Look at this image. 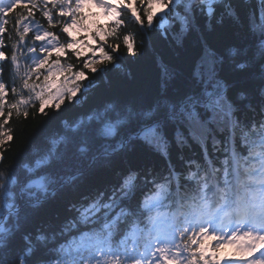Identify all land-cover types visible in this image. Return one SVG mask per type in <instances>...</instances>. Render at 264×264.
<instances>
[{
    "label": "snow or ice",
    "instance_id": "snow-or-ice-1",
    "mask_svg": "<svg viewBox=\"0 0 264 264\" xmlns=\"http://www.w3.org/2000/svg\"><path fill=\"white\" fill-rule=\"evenodd\" d=\"M125 13L165 39L178 21L177 44L206 20L217 43L201 38L186 76L162 65L151 95L109 96L5 165L13 118L47 116L143 54ZM0 264H264V0H0Z\"/></svg>",
    "mask_w": 264,
    "mask_h": 264
},
{
    "label": "trees",
    "instance_id": "trees-1",
    "mask_svg": "<svg viewBox=\"0 0 264 264\" xmlns=\"http://www.w3.org/2000/svg\"><path fill=\"white\" fill-rule=\"evenodd\" d=\"M255 4L256 0H253V5L255 6ZM137 6L139 7V5ZM48 7H51V5ZM21 14L26 15V12L22 8H18L10 14L9 31H11V25L14 23L16 17ZM35 19L48 27L46 20L42 18L39 10H35ZM124 19L129 25L125 31L136 33L137 47L143 54L137 57L128 56L123 60L121 69L108 65V71L106 72L89 74V78L95 77L92 85L88 86L86 81V90L79 94L78 99L76 97L72 101L65 100L59 110L46 109L48 111L47 116L37 115L33 118L30 115L27 119L23 117L19 119L13 118L10 126L15 129L14 140L11 142L10 151L5 153V165H12L21 161L26 162V159L31 157L49 137L63 129L65 121H72L78 116L86 114L93 107L97 106L101 100L109 96L117 93H123L129 98L137 95L145 97L151 95L163 77L162 65H167L168 70L175 77L186 76L190 70L191 61L197 57L201 38H207L209 42L214 44L217 43L216 34L211 32L206 20L203 22V30H190L182 38V43L177 44L173 36L179 31L178 21L172 22V27L167 32V38L165 39L164 36L158 34V31L145 32L141 35L139 25H135L131 21L129 13L124 14ZM197 27L199 28L200 25L198 24ZM50 29L56 32L61 40L66 39L58 28ZM5 41L8 43L7 36H5ZM120 53L122 57L127 55L123 47H121ZM69 61L74 64L77 63L76 58L71 53H69ZM5 81L6 83L8 82L7 76H5ZM11 98L9 96V99ZM193 150L199 151L195 145H193ZM187 151L185 149V152ZM14 156L16 157L15 161L13 159ZM137 163L142 168L148 166L147 168L149 169L154 164H159L153 158H144L137 161ZM88 179L93 183L92 190L98 187L102 191L105 187L109 186L106 183V179H111V177L106 176L101 171L97 177ZM51 215L58 224L64 220V213L57 214L53 212ZM57 215L58 219L56 218ZM81 231L86 232V229L81 226ZM79 234V232L73 230L67 236V239L79 236Z\"/></svg>",
    "mask_w": 264,
    "mask_h": 264
},
{
    "label": "rangeland",
    "instance_id": "rangeland-1",
    "mask_svg": "<svg viewBox=\"0 0 264 264\" xmlns=\"http://www.w3.org/2000/svg\"><path fill=\"white\" fill-rule=\"evenodd\" d=\"M158 10H160V8L158 9ZM78 94V93H77ZM76 98V97H75Z\"/></svg>",
    "mask_w": 264,
    "mask_h": 264
},
{
    "label": "bare ground",
    "instance_id": "bare-ground-1",
    "mask_svg": "<svg viewBox=\"0 0 264 264\" xmlns=\"http://www.w3.org/2000/svg\"><path fill=\"white\" fill-rule=\"evenodd\" d=\"M104 180V179H103ZM101 184H104V183H101Z\"/></svg>",
    "mask_w": 264,
    "mask_h": 264
}]
</instances>
